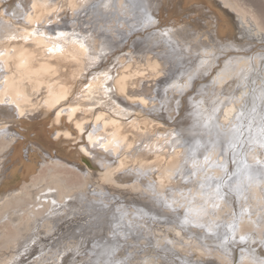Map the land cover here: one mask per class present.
I'll use <instances>...</instances> for the list:
<instances>
[{
  "label": "bare ground",
  "instance_id": "obj_1",
  "mask_svg": "<svg viewBox=\"0 0 264 264\" xmlns=\"http://www.w3.org/2000/svg\"><path fill=\"white\" fill-rule=\"evenodd\" d=\"M253 111L236 173L264 167V26L241 0H0V264H264V180L233 191L237 153H207Z\"/></svg>",
  "mask_w": 264,
  "mask_h": 264
},
{
  "label": "rangeland",
  "instance_id": "obj_2",
  "mask_svg": "<svg viewBox=\"0 0 264 264\" xmlns=\"http://www.w3.org/2000/svg\"><path fill=\"white\" fill-rule=\"evenodd\" d=\"M241 1L245 5H247V6H249L251 8V10L257 15L259 21L262 22V26H264V0H241ZM139 5L140 6H144V8L147 9V7H145V5H142L141 1H139ZM171 43L173 44V42H171ZM170 46L174 47L175 45H170ZM169 78H170V75L168 74V76L164 80L167 81V80H169ZM196 112H198L197 109H195L192 113H196ZM251 115H253L254 117H256L255 118V121H254V126H252V130H251L252 131V134L251 135H250V132H248L249 131V124H248V127H247V130H246L244 139H240V132L241 131L240 132L238 131L239 132L238 137L235 136V134H237L236 132L231 135L230 134L231 131H230L229 134L227 135L226 139L223 138V140L225 141L224 144H222V142H219V144H218L217 143L216 136L218 135L217 132L219 130H217V129H220L221 126L217 122L215 124V126H214V129L211 130V131H213L211 133L212 134V137L210 138L212 140H209V142H208V149H207L208 152L207 153H209V154L211 152H213V150H219V149H221L220 152H221V154L224 155L225 151L228 152L232 148L234 149V155L237 153V156L234 158V163H236V166L232 167V169H231V172L233 173V176L232 177L229 176L228 178H225V182L227 183L226 184V187H228L229 189H231L233 191H236L243 184L245 186L247 183L257 182V180H264V167H261L259 169H254L252 171H250L248 169L249 172L248 171H244V172H240V173L237 172L236 173V168L235 167H237V165H239L238 168L242 167L241 166L242 164L239 163V158L240 159L242 158V160H244V155L246 153V148L245 147L243 148V146L246 144V142H248V146H249V145H254L258 140H260V138H258L255 135H258L259 134L258 128L261 125V120L257 121V116H255V111H253L251 113ZM215 119L216 118H214L213 120H215ZM246 124H247V121H246ZM22 128L23 129H21L19 127L18 128L17 127L15 128L19 132V133H17L16 136L20 137L22 140H26L27 139V140L30 141L32 138L35 137V140L37 141V143L38 144H41L43 146V148L45 150L49 151L50 153H52V155H58L59 154L58 156H64L65 158H70V159H72L75 156L74 149L73 148H69L68 149L67 147L61 145L59 141H56V142L53 141L51 138H48L46 135H44L45 133H43L44 132L43 130H38V131H36L37 133L36 132L32 133V132H30L32 130V127H30V126L29 127L28 126H24ZM263 128H264V124H263ZM232 129L233 128H231V130ZM194 142L195 143L197 142V145H198V144H200L199 143L200 142V139L198 138ZM194 142H193L192 145H195ZM203 143H204V140L202 139L201 144H203ZM238 143H239V146H238ZM219 146H223L224 149H222ZM53 153H55V154H53ZM191 154H193V152ZM229 157L231 158L230 155H229ZM64 163L67 164L66 162H64ZM224 163H228V161H226ZM68 165L69 164H67V166ZM244 165H245V163H244ZM71 168L72 167L70 166V169ZM223 168H225V166H223ZM224 171L226 173V170H224ZM220 178H221V176L219 177V179ZM72 179H74V178L73 177H69V176L66 178V180L70 184H71V180ZM213 182H214V180H213ZM217 186H218V184H216L215 186H213L214 187V189H213V187L211 185V187H208L207 189L211 190L212 191L211 192L212 194H215V196H212V198H216V199H220L221 200V198H224V197L227 196V193L224 192V189L222 188L223 191L221 190V193L222 194H220V192L216 189ZM200 188L203 191V189H202L203 186H200ZM203 192H204V196L210 197L209 196V193H208L209 192L208 190L207 191L205 190ZM90 195H92V194H90ZM193 201H194V198L191 199V202H193ZM64 204H65V202H64ZM183 205H184V203H183ZM127 216H128V214H127ZM130 216H131V218L133 217L132 219H134V215H130ZM145 250H148V249H145ZM124 258H126V256H124ZM156 260H158V258ZM60 262H61V259H60ZM144 264H145V262H144Z\"/></svg>",
  "mask_w": 264,
  "mask_h": 264
},
{
  "label": "water",
  "instance_id": "obj_3",
  "mask_svg": "<svg viewBox=\"0 0 264 264\" xmlns=\"http://www.w3.org/2000/svg\"><path fill=\"white\" fill-rule=\"evenodd\" d=\"M246 120V119H245ZM247 130V127H246V122H244L243 121V124H242V127H241V132H240V139H244V137H245V131ZM239 132L238 131H236V133L237 134H235V136H237L238 137V134H239ZM260 132V131H259ZM261 133V132H260ZM262 134V133H261ZM240 143V142H239ZM239 143H238V146H239ZM242 162H243V160H241L240 158H239V163H241L242 164ZM243 167V166H242ZM242 167L241 168H238V169H242ZM106 242H104V243H102V246H100V248L98 249V252H99V255L101 254V253H104V252H106V251H108V249H110V248H106L107 247V245L105 244ZM104 247V248H103Z\"/></svg>",
  "mask_w": 264,
  "mask_h": 264
}]
</instances>
